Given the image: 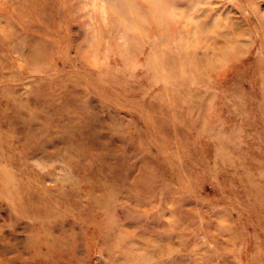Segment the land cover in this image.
Segmentation results:
<instances>
[{
    "label": "rangeland",
    "instance_id": "1",
    "mask_svg": "<svg viewBox=\"0 0 264 264\" xmlns=\"http://www.w3.org/2000/svg\"><path fill=\"white\" fill-rule=\"evenodd\" d=\"M0 264H264V0H0Z\"/></svg>",
    "mask_w": 264,
    "mask_h": 264
},
{
    "label": "bare ground",
    "instance_id": "2",
    "mask_svg": "<svg viewBox=\"0 0 264 264\" xmlns=\"http://www.w3.org/2000/svg\"><path fill=\"white\" fill-rule=\"evenodd\" d=\"M214 20V19H213ZM213 23V22H212ZM216 23V22H215ZM213 26V25H212Z\"/></svg>",
    "mask_w": 264,
    "mask_h": 264
}]
</instances>
